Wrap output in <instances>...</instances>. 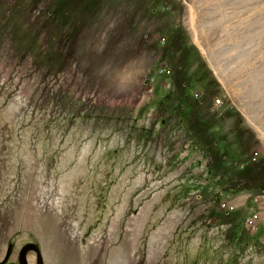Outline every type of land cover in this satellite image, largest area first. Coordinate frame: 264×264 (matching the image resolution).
<instances>
[{
	"label": "rangeland",
	"instance_id": "1",
	"mask_svg": "<svg viewBox=\"0 0 264 264\" xmlns=\"http://www.w3.org/2000/svg\"><path fill=\"white\" fill-rule=\"evenodd\" d=\"M262 192L264 0H0V264H264Z\"/></svg>",
	"mask_w": 264,
	"mask_h": 264
},
{
	"label": "built area",
	"instance_id": "2",
	"mask_svg": "<svg viewBox=\"0 0 264 264\" xmlns=\"http://www.w3.org/2000/svg\"><path fill=\"white\" fill-rule=\"evenodd\" d=\"M252 203H259L264 208V192L254 197L252 199ZM220 208L224 210L226 213L233 211V206L227 205L225 203H221ZM257 220H258L257 214L251 210L248 213V215L244 217V220H243L244 226L249 227L251 230H254Z\"/></svg>",
	"mask_w": 264,
	"mask_h": 264
},
{
	"label": "water",
	"instance_id": "3",
	"mask_svg": "<svg viewBox=\"0 0 264 264\" xmlns=\"http://www.w3.org/2000/svg\"><path fill=\"white\" fill-rule=\"evenodd\" d=\"M28 250H33V253L35 255V264H42L41 263V259H40V255H39V252L38 250H36L32 244H26L22 247V249L20 250L19 252V257H18V260L20 262V264H25V261H24V256H25V253L28 251Z\"/></svg>",
	"mask_w": 264,
	"mask_h": 264
}]
</instances>
